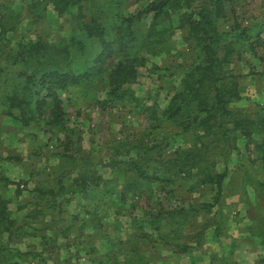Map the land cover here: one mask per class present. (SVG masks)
I'll list each match as a JSON object with an SVG mask.
<instances>
[{
	"label": "rangeland",
	"instance_id": "1",
	"mask_svg": "<svg viewBox=\"0 0 264 264\" xmlns=\"http://www.w3.org/2000/svg\"><path fill=\"white\" fill-rule=\"evenodd\" d=\"M104 1L115 4L110 3L105 10L112 16L117 12L133 14L148 2ZM12 2L0 0V12L20 6V0ZM227 10L221 28L229 30V25L239 20L243 27H249L250 35L260 32L264 41V0H229ZM151 18L146 16L135 25L140 35L150 26ZM178 24V15L160 19L158 28H172L165 35L168 46L163 48L168 50L156 47V53L146 54L147 61L138 67L137 78L125 86L130 92L126 99L109 95L107 75L61 93L66 113L64 127H51L43 120L22 125L6 114L0 99V194L11 198V216L16 225L22 227L13 237L14 247L43 253L41 257L50 259L47 264H55V258L65 259L68 252L79 257L84 252L82 240L85 242L89 238L103 253L128 259L133 256L135 246L142 251L148 241L160 234L170 233L166 236L171 239L172 249H177L173 236H180L183 242L194 245L193 235L202 230L201 225L220 206L231 207L227 212L233 210L241 216L243 211L234 206L237 201L233 203L235 197L229 196V190L245 189L251 191L254 198L252 184L264 177L262 162L256 159L262 155L258 144L264 143V134L239 140L240 152H234L226 163L218 161L216 169L227 172L224 188L228 189L218 202L209 186H203L199 178L181 171L192 162L191 153L198 137L192 131L182 132L162 114L180 87L187 67V56L180 52H184L188 43L185 31L176 28ZM72 26V15L59 16L50 6L48 19L39 24L26 20L20 34L24 40L43 39L54 46H65L68 42L73 63L77 59L93 58L99 43L76 33ZM72 36L81 43L70 40ZM82 45H86L85 56L79 54ZM254 48L255 53H244L233 60L232 67L239 76L243 98L233 102L232 109L256 110L258 105L264 106V43L261 48ZM65 156L78 159L79 165L74 168L71 159ZM183 160L188 161L187 164ZM63 169H69L61 181L66 194L56 198L55 208L49 211L51 215L39 216L37 221L27 217L37 204L52 198L49 194L39 197L35 188L43 186L48 191L56 188ZM142 170L147 175L141 176ZM79 173H85V177H79ZM78 188L83 191L77 192ZM17 189L21 190L20 194ZM203 204H214L212 213L207 212ZM93 210L96 212L92 214ZM195 210L200 211L197 219H193ZM222 210L226 214V209ZM89 215L92 223L85 222ZM168 218L188 220L181 232L174 233L169 229ZM42 220L45 225L52 226V231L41 229L39 222ZM153 221L154 225L150 223ZM194 221L195 227L189 225ZM158 222H163L161 231L155 232L153 227ZM88 224L93 227H87ZM98 230L101 234H97ZM163 230L168 231L162 233ZM96 237L102 239L96 241ZM75 261L80 264L78 258Z\"/></svg>",
	"mask_w": 264,
	"mask_h": 264
},
{
	"label": "trees",
	"instance_id": "2",
	"mask_svg": "<svg viewBox=\"0 0 264 264\" xmlns=\"http://www.w3.org/2000/svg\"><path fill=\"white\" fill-rule=\"evenodd\" d=\"M17 1L13 0L12 3ZM228 1L148 0L146 6L133 14L117 12L112 16L105 10L109 5L115 4L104 0H20L18 8L8 7L0 12V99L6 107V114L25 126L43 120L51 127H64L66 113L62 107L61 93L71 87L103 79L105 75L108 76L109 95L120 100L126 99V94L129 93L130 96V92L125 86L137 78L138 67L147 61L146 54L156 53V47L161 48V51L168 50L163 48L168 46V37L165 35L172 28H158L160 19L178 15L179 24L176 28L185 31L188 43L184 52H180L184 57L187 56V67L183 72L180 87L162 114L182 132L192 131L197 134L198 140L190 158L195 163L183 160L189 165L187 168H181V171L199 178L198 182L209 186L210 191L214 193V199L220 201L228 190L224 188L227 172L218 171L216 164L219 160L226 163L234 152H240L239 140L254 134H264V106L258 105L256 110L230 107L233 102L243 98L239 76L232 67L233 60L244 53H255L254 46L261 48L264 41L260 32L256 36L250 35L249 27H243L239 20H234L229 25V30L221 28V21L228 15ZM50 6L59 16L72 15L73 31L99 43L93 58L85 61L77 59V62L73 63V52L68 42L65 46H54L43 39L28 41L22 38L20 31L23 23L26 20L31 24L42 23L48 19ZM146 16H152V20L145 33L140 35L135 25ZM236 18L238 19L237 16ZM69 39L81 43V40L74 36ZM82 47L79 54L85 56L86 45ZM113 61L115 62L112 63ZM258 149L262 155L256 159L262 162L261 168L264 170V143L259 142ZM65 157L71 159L74 168L79 165L78 159ZM137 167L141 169L140 166ZM194 170L195 173H192ZM68 171L69 169L62 170L59 181L56 180V188H50L49 191L43 186L35 188L40 194L39 197L49 194L52 198L37 204L27 217L37 221L39 216L51 215L49 211L55 208L56 198L66 194L61 181ZM78 175L85 177V173ZM140 175L147 174L142 170ZM257 181V184H252L255 196L248 201V212L264 233V177ZM78 189L72 192L83 191ZM242 191L246 190H229L232 194ZM20 192L21 190L17 189V193ZM10 203V197L0 194V264H47L50 259L41 257L43 253L22 251L12 245L13 237L22 227L16 225L11 216ZM213 205L202 207L212 213ZM222 209V206L218 207L212 216L205 220V224L201 225L202 230L193 235L194 245L183 242L180 236H173L171 238L177 242V249H172L171 239L166 236L170 233L167 234L168 230H163L162 233L166 235L160 234L158 238L148 241L142 251L135 246L133 256L130 255L128 259L103 253L89 238L85 242L82 240L83 250L90 256L91 264H146L145 254L157 248V243L173 251H192L206 241V231L210 228H214L216 236L224 233L229 215L226 216ZM94 212L96 211H91L92 214ZM195 213L193 219L200 216L197 215L200 214L199 210H195ZM88 219L85 222L92 223L90 215ZM172 219L168 218L167 224L174 233L181 232L188 220ZM41 222V229L52 231L51 225H45L44 220ZM162 223L155 224L153 231H161ZM189 225L195 227L196 221L190 222ZM30 233L36 236L32 231ZM97 234H101V231L98 230ZM42 237L45 238L46 234ZM101 239L95 238L96 241ZM73 245L72 242V247ZM67 254L65 259L55 258V264H77L72 260L73 254Z\"/></svg>",
	"mask_w": 264,
	"mask_h": 264
},
{
	"label": "crops",
	"instance_id": "3",
	"mask_svg": "<svg viewBox=\"0 0 264 264\" xmlns=\"http://www.w3.org/2000/svg\"><path fill=\"white\" fill-rule=\"evenodd\" d=\"M229 196L235 197L232 200L233 203L237 201L234 206L243 212L238 217L233 210L227 212L231 207H223L226 216L229 214L223 234L216 236L214 228H210L206 241L188 252L173 251L157 243V248L145 254L146 264H264V233L248 212V201L253 199L251 191L230 193ZM89 257L83 252L79 257L72 256V260L78 258L80 264H91Z\"/></svg>",
	"mask_w": 264,
	"mask_h": 264
}]
</instances>
